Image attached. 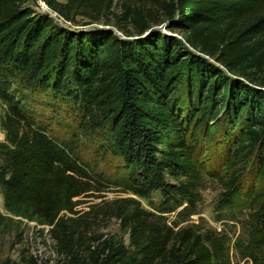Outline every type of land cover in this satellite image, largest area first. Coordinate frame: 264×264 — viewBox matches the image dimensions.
Instances as JSON below:
<instances>
[{
  "label": "trees",
  "instance_id": "1",
  "mask_svg": "<svg viewBox=\"0 0 264 264\" xmlns=\"http://www.w3.org/2000/svg\"><path fill=\"white\" fill-rule=\"evenodd\" d=\"M41 1L86 28L0 0V249L34 222L61 264H233L182 225L210 181L246 185L264 254V0ZM110 187L130 196L79 209Z\"/></svg>",
  "mask_w": 264,
  "mask_h": 264
},
{
  "label": "rangeland",
  "instance_id": "2",
  "mask_svg": "<svg viewBox=\"0 0 264 264\" xmlns=\"http://www.w3.org/2000/svg\"><path fill=\"white\" fill-rule=\"evenodd\" d=\"M37 1L39 11L43 10L51 13L52 17L58 19L59 23L67 26H72L70 23H65L57 14L52 13L51 10L41 0ZM31 5H35V0H29ZM80 24L85 23V20L78 18ZM106 27L112 28L118 35L121 30L117 28L114 20L107 22H100L94 24L93 27ZM107 24V25H106ZM73 28H86L82 25L72 26ZM164 27H162L163 30ZM168 31V30H167ZM170 32L168 31V34ZM178 38L181 33H173ZM264 84V79L261 80ZM4 141V133L0 127V142ZM90 156V150L84 149ZM100 168L104 170H112L109 165L101 164ZM103 198H83L87 203L81 205L79 209H86L89 204L97 203L100 201H110L118 197H127L128 194H121L116 188L110 187L102 192ZM153 203L157 206L160 203L159 196H153ZM143 205L150 210L153 206L149 205L145 200L142 201ZM181 206L177 211L183 209ZM0 211L4 212L3 201L0 196ZM198 214L189 217L187 222L182 225H198L200 229L217 232H224L226 241L231 249L233 264H263L264 254L261 249L255 246L254 229L251 223V196L248 188L243 187L238 192L232 195H224L223 189L219 184L208 182L207 188L201 192L200 200L197 204ZM168 220L172 222L175 220V213L166 214ZM26 223L21 238L13 235L7 236L0 249V264H33L32 261H37V264H61L60 256L57 253L55 242L49 235V228L45 226L36 225V223ZM105 238L124 239L128 242L129 236L124 234L120 228L117 220L113 219L108 223H103L99 230ZM254 256V257H253ZM255 258V259H254ZM258 261H255V260Z\"/></svg>",
  "mask_w": 264,
  "mask_h": 264
},
{
  "label": "water",
  "instance_id": "3",
  "mask_svg": "<svg viewBox=\"0 0 264 264\" xmlns=\"http://www.w3.org/2000/svg\"><path fill=\"white\" fill-rule=\"evenodd\" d=\"M45 3L43 2V5H44ZM42 10H46V8H42ZM52 12V11H51ZM53 13V12H52ZM50 15H51V13H49ZM52 16V15H51Z\"/></svg>",
  "mask_w": 264,
  "mask_h": 264
}]
</instances>
